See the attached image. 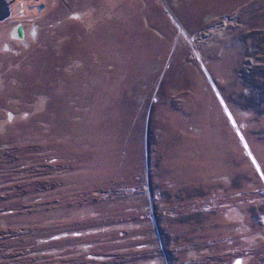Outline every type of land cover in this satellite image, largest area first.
I'll list each match as a JSON object with an SVG mask.
<instances>
[{"label":"rangeland","instance_id":"374dc122","mask_svg":"<svg viewBox=\"0 0 264 264\" xmlns=\"http://www.w3.org/2000/svg\"><path fill=\"white\" fill-rule=\"evenodd\" d=\"M29 4L0 22V264H264V0Z\"/></svg>","mask_w":264,"mask_h":264},{"label":"water","instance_id":"95a60500","mask_svg":"<svg viewBox=\"0 0 264 264\" xmlns=\"http://www.w3.org/2000/svg\"><path fill=\"white\" fill-rule=\"evenodd\" d=\"M15 1L16 0H0V22L5 21L12 15V4Z\"/></svg>","mask_w":264,"mask_h":264},{"label":"flooded vegetation","instance_id":"af4514ba","mask_svg":"<svg viewBox=\"0 0 264 264\" xmlns=\"http://www.w3.org/2000/svg\"><path fill=\"white\" fill-rule=\"evenodd\" d=\"M20 1H29L31 4H29V7L32 9L34 7L36 8H44L46 6L45 4V0H16L13 4H12V8ZM12 15H13V12H12ZM12 15L8 18H12ZM8 19H6L5 21H7ZM22 35V34H20Z\"/></svg>","mask_w":264,"mask_h":264}]
</instances>
